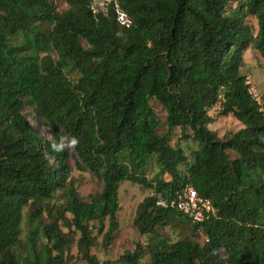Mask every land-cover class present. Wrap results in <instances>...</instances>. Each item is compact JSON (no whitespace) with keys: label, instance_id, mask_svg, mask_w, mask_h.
<instances>
[{"label":"trees","instance_id":"trees-1","mask_svg":"<svg viewBox=\"0 0 264 264\" xmlns=\"http://www.w3.org/2000/svg\"><path fill=\"white\" fill-rule=\"evenodd\" d=\"M65 1L70 9L59 12L56 0H0V264H20L13 249L24 208L61 189L63 210L83 235L84 259L99 264L89 225L103 228L109 219L108 243L113 239L123 181L152 190L136 217L142 234L156 236L151 264H264V110L242 73L250 46L264 57V0H116L106 9L94 8L93 0ZM250 15L255 29L246 23ZM47 22L49 32L37 30ZM23 98L53 127L55 141L38 135L22 112ZM151 99L166 109L169 132L159 133ZM218 104L222 115L243 125L226 139L209 128ZM177 127L190 129L185 138L198 144L190 160L170 142ZM63 135L75 148L77 167L104 181L103 193L90 202L69 186ZM153 160L159 171L149 179ZM186 186L218 209L194 225L203 244L157 234L173 215L184 216L158 203ZM50 238L60 248L62 235ZM47 249L48 264H56L58 256ZM143 256L139 247L126 258L136 264Z\"/></svg>","mask_w":264,"mask_h":264},{"label":"rangeland","instance_id":"rangeland-1","mask_svg":"<svg viewBox=\"0 0 264 264\" xmlns=\"http://www.w3.org/2000/svg\"><path fill=\"white\" fill-rule=\"evenodd\" d=\"M98 5H100L99 1L95 3V8ZM232 5L235 8L238 3L233 1ZM56 7L59 12L70 9V5L65 0H56ZM106 8L107 5L104 9ZM246 23L252 29L257 28V19L253 15L247 17ZM52 28L53 24L49 22L37 26V30L41 32H49ZM20 41L21 38H16V43ZM82 43L86 45L85 41ZM54 56L57 57L55 53ZM244 58L243 75L253 80L264 97V57L254 46H250L245 51ZM71 74L73 77H77L76 72ZM22 101V112L36 129L38 135L44 140L55 141L53 127L36 115L34 107L27 98H23ZM150 102L161 119L159 133L169 132L166 109L156 99H151ZM221 111L220 104L210 110L214 121L209 125V128L220 139H226L239 131L243 125L233 114L225 116L221 114ZM186 134H192V131L187 128L184 132L181 127H177L171 132L170 142L174 147H181L188 160H190L193 152L197 150L198 144L192 138L186 139ZM69 141L70 138L67 135H63L59 141V145L65 147L67 153L66 163L71 169V175L68 179L69 186L72 185L76 189L77 195L82 201L90 202L94 195L103 193L104 181L90 170L83 171L77 167L76 164L79 158L75 148ZM51 161L53 166L58 164L57 159ZM146 170L149 179L154 178L159 171L156 161H151ZM64 193V189L58 190L52 200L40 202L36 205L29 203L24 208L22 235L19 244L13 249L20 264H35L37 254L40 256L39 264H48L47 248L52 250L54 256H58L56 264H89L82 253L83 235L73 225L71 213L63 210L62 204L65 199L62 196ZM151 193L152 190L145 185L131 181L121 183L119 188V211L117 213L118 228L114 231L113 239L109 243L107 239L110 226L109 219L106 220L103 228L98 223H90L91 253L96 256L99 264H132L126 256L135 253L139 247L144 250V256L136 264H151L149 246L156 236L154 234H142L136 224L139 206ZM194 225L186 216L173 215L170 225L166 228L159 227L157 234L169 242L192 240L203 244L205 241L204 233L201 229L196 230ZM55 234L62 235L60 248L56 247L50 238ZM33 238L36 243L35 247Z\"/></svg>","mask_w":264,"mask_h":264},{"label":"built area","instance_id":"built-area-1","mask_svg":"<svg viewBox=\"0 0 264 264\" xmlns=\"http://www.w3.org/2000/svg\"><path fill=\"white\" fill-rule=\"evenodd\" d=\"M99 1V4L105 7L110 2L116 0H93V6ZM118 6V5H117ZM95 8V6H94ZM119 21L123 25H129L130 21L127 15L119 12ZM246 85L249 87V92L263 108L264 97L249 77L246 78ZM158 204L169 206L186 216L193 224L202 225L218 215V209L215 207L211 198L201 195L194 187L186 186L178 191L175 197L170 201H160Z\"/></svg>","mask_w":264,"mask_h":264}]
</instances>
